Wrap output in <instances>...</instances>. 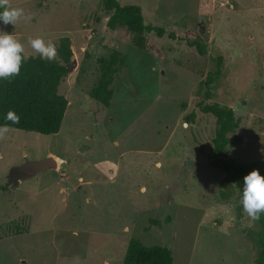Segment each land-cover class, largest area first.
<instances>
[{"label": "rangeland", "instance_id": "1", "mask_svg": "<svg viewBox=\"0 0 264 264\" xmlns=\"http://www.w3.org/2000/svg\"><path fill=\"white\" fill-rule=\"evenodd\" d=\"M118 1L174 37L149 31L138 49L129 31L107 26L102 0H11L31 19L0 22L25 56L37 35L68 37L74 51L58 87L68 101L59 131L9 126L0 140V264H121L131 237L166 246L172 264H258L262 229L230 171L209 164L215 117L199 103L233 109L227 155L245 175L260 172L264 0ZM196 35L203 55L187 43ZM113 50L126 60L102 108L91 92Z\"/></svg>", "mask_w": 264, "mask_h": 264}, {"label": "trees", "instance_id": "2", "mask_svg": "<svg viewBox=\"0 0 264 264\" xmlns=\"http://www.w3.org/2000/svg\"><path fill=\"white\" fill-rule=\"evenodd\" d=\"M104 10L108 13L107 26L110 29H125L129 31L132 43L138 49L145 48V33L153 31L158 36L166 34L162 26L144 23L141 9L137 5L121 4L118 0H102ZM174 37L173 32L166 34ZM189 46L203 55L205 47L200 36H190ZM21 66L20 74L10 80H0V125L5 123L10 127L25 131H35L40 134H52L59 131L68 104L67 98L58 90L61 80L66 76L69 66L73 65L74 51L68 37H61L57 45V58L44 60L38 54L28 55ZM125 55L113 50L107 58L99 60V79L91 92L93 101L106 108L110 104L112 91L110 84L113 76L125 64ZM209 72L203 82L208 86L213 76L219 72ZM205 113L215 117V130L211 139L212 157L209 164L221 171L229 172V177L239 187L242 193L243 177L245 175L241 164L228 157L226 147L230 146L231 134L238 126L234 111L229 106L217 103H199ZM12 109L20 116V123L11 124L5 120L6 112ZM194 113L184 116L190 122ZM259 172L264 176V162ZM262 229L259 237L260 248L257 253V263L264 264V213L257 220ZM121 264H172V253L169 248L159 244L145 245L139 239L131 237L128 240Z\"/></svg>", "mask_w": 264, "mask_h": 264}, {"label": "clouds", "instance_id": "3", "mask_svg": "<svg viewBox=\"0 0 264 264\" xmlns=\"http://www.w3.org/2000/svg\"><path fill=\"white\" fill-rule=\"evenodd\" d=\"M21 19L30 20L31 16L26 14L24 8L13 6L11 0H0V22L15 26ZM28 43L41 59L51 61L57 56L56 42L46 40L42 35L30 36ZM24 52V45L14 33L0 30V80H10L20 74L23 62L28 59ZM5 120L17 125L20 123V116L9 109L5 114ZM8 132L9 124L0 125V140L4 139ZM240 204L252 221L259 220L261 213H264V176L255 168L243 177Z\"/></svg>", "mask_w": 264, "mask_h": 264}, {"label": "built area", "instance_id": "4", "mask_svg": "<svg viewBox=\"0 0 264 264\" xmlns=\"http://www.w3.org/2000/svg\"><path fill=\"white\" fill-rule=\"evenodd\" d=\"M220 3L221 4H228L229 3V0H220Z\"/></svg>", "mask_w": 264, "mask_h": 264}]
</instances>
